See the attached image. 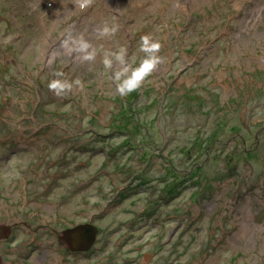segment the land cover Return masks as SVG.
Returning a JSON list of instances; mask_svg holds the SVG:
<instances>
[{
    "label": "rangeland",
    "instance_id": "1",
    "mask_svg": "<svg viewBox=\"0 0 264 264\" xmlns=\"http://www.w3.org/2000/svg\"><path fill=\"white\" fill-rule=\"evenodd\" d=\"M0 227L1 264H264V0H0Z\"/></svg>",
    "mask_w": 264,
    "mask_h": 264
},
{
    "label": "clouds",
    "instance_id": "2",
    "mask_svg": "<svg viewBox=\"0 0 264 264\" xmlns=\"http://www.w3.org/2000/svg\"><path fill=\"white\" fill-rule=\"evenodd\" d=\"M81 9L86 8L92 3V0H77ZM109 29L105 28L102 34L108 33ZM115 31V29H113ZM69 40L74 44H78L77 51L86 53L83 57L85 60H91L94 56L93 52H88L90 45L80 37L78 40L69 36L68 40H65L64 46H67ZM161 45L152 39L150 35H145L141 38L140 49L145 53L144 58L139 62V65L132 67L125 59V50L121 49L119 53L112 54L114 60L118 63L119 68L115 70V79L119 82L117 84V91L120 95L130 94L139 89L145 80L153 73L159 64L162 63V58L158 55ZM105 65L108 68H112L113 60L108 58V54L105 56ZM60 75V74H58ZM77 85L82 87L79 80L75 81ZM49 89L53 90L57 96L63 94L65 90H71L72 84L67 80H53L48 85Z\"/></svg>",
    "mask_w": 264,
    "mask_h": 264
},
{
    "label": "water",
    "instance_id": "3",
    "mask_svg": "<svg viewBox=\"0 0 264 264\" xmlns=\"http://www.w3.org/2000/svg\"><path fill=\"white\" fill-rule=\"evenodd\" d=\"M0 237L6 236L7 231ZM97 228L89 224H78L75 227H69L62 232L60 239L67 245L66 247L72 252H85L92 245ZM2 258L0 256V264Z\"/></svg>",
    "mask_w": 264,
    "mask_h": 264
},
{
    "label": "trees",
    "instance_id": "4",
    "mask_svg": "<svg viewBox=\"0 0 264 264\" xmlns=\"http://www.w3.org/2000/svg\"><path fill=\"white\" fill-rule=\"evenodd\" d=\"M185 181H188L187 178H184L183 180L177 179V180L172 181L171 185L164 190V192H163L164 197H168V198L170 197L171 198L174 194L175 188L177 186H179L180 183L183 184ZM151 210H154V209H151Z\"/></svg>",
    "mask_w": 264,
    "mask_h": 264
},
{
    "label": "flooded vegetation",
    "instance_id": "5",
    "mask_svg": "<svg viewBox=\"0 0 264 264\" xmlns=\"http://www.w3.org/2000/svg\"><path fill=\"white\" fill-rule=\"evenodd\" d=\"M23 222H25V221H23ZM25 224V223H24ZM67 227V226H66ZM65 227V228H66ZM13 229V228H12ZM12 229L9 231V234L7 235V236H3V237H0V241L1 240H3V239H7L8 237H9V235L11 236V234H12ZM5 232L3 231V229L0 227V235L1 234H4ZM32 247H38L39 249H41L42 251H45V249L42 247V246H40V245H38V244H36V243H33L32 244ZM71 253H75V252H72V251H70ZM1 258H2V260H3V257H2V255H1ZM31 258V254H30V256H29V258L28 259H26V260H29Z\"/></svg>",
    "mask_w": 264,
    "mask_h": 264
},
{
    "label": "bare ground",
    "instance_id": "6",
    "mask_svg": "<svg viewBox=\"0 0 264 264\" xmlns=\"http://www.w3.org/2000/svg\"><path fill=\"white\" fill-rule=\"evenodd\" d=\"M93 31H97V30L96 29H90V28L87 29V33H89V34H91ZM64 49H69V48H67L66 46H64ZM69 55H71V53ZM227 124L229 125V124H231V122H228Z\"/></svg>",
    "mask_w": 264,
    "mask_h": 264
}]
</instances>
